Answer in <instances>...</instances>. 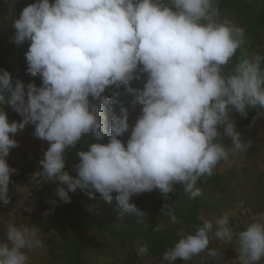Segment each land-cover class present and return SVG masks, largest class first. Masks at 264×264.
Masks as SVG:
<instances>
[{
    "label": "clouds",
    "instance_id": "9594fccd",
    "mask_svg": "<svg viewBox=\"0 0 264 264\" xmlns=\"http://www.w3.org/2000/svg\"><path fill=\"white\" fill-rule=\"evenodd\" d=\"M219 16L217 0H35L24 7L13 21L12 40L30 42L27 73L42 84H13L11 73L0 70V99L10 93L9 103L22 117L9 122L0 111V201L10 203L17 170L6 158L18 147L15 134L29 124L49 144L39 174L63 185L56 195L65 203L77 188L108 202L115 193L123 212L142 217L145 212L130 202L134 195L158 189L167 200L182 184L190 199L199 196L198 181L229 158L218 140L220 127L233 139L232 151H243L232 116L247 117L250 106L264 109V56L244 59L225 74L245 30ZM142 74L143 88H133ZM110 86L126 88L142 106L126 144L120 137L130 129L128 109L104 95ZM87 136L94 142L77 152L73 177L65 170L66 152ZM166 208L171 223H178ZM229 218L225 212L215 223L204 219L194 234L182 235L164 252L161 264L205 250L217 258L220 253L209 249L210 233L225 243L235 238L240 264H260L264 214L238 233ZM39 248L36 229L14 216L0 239V264H28L27 253ZM147 253V245L138 248L139 256Z\"/></svg>",
    "mask_w": 264,
    "mask_h": 264
},
{
    "label": "rangeland",
    "instance_id": "374dc122",
    "mask_svg": "<svg viewBox=\"0 0 264 264\" xmlns=\"http://www.w3.org/2000/svg\"><path fill=\"white\" fill-rule=\"evenodd\" d=\"M221 1L217 0L220 10L219 19L221 21L229 20L245 30L244 43L234 56L247 52H250L251 58L256 54L262 55L264 34L256 33L246 17L241 15L234 5L228 9H221ZM244 1L249 5V10L252 13L261 9L260 0ZM34 2L35 0H15L13 4L12 0H0V55L10 57L15 48L20 46L12 40L15 32L12 24L14 19L19 18L23 8ZM146 79L132 87L143 88ZM122 92L112 99L119 102L121 100L123 106L128 109L130 129L123 137H120L126 144L130 137L131 127L134 126L141 114L142 106L133 103L134 93L128 90ZM114 109L119 115V104L114 105ZM21 119L13 121L18 122ZM232 119L237 124L239 122L238 113H234ZM34 127L29 124L25 129L15 134L14 139L17 140L18 147L13 148L6 158L8 164L23 176L9 186L10 203L5 205L0 201V239L4 237L7 224L15 216L18 222L22 219L29 227H34L38 238L43 242V248L27 253L28 264H70L62 263L64 259L57 262L54 258L65 251L62 247V240L66 235L67 226L75 220L74 209H68L67 203L61 201L56 195L57 187L63 185L57 181H48L44 175L39 174L43 171L40 161L49 144L33 135ZM219 131L221 136L218 137V140L228 149L229 158L214 169L220 178V185L209 186L198 181L197 187L201 189V194L197 196L200 216L196 221L201 223L204 219H208L215 223L216 219L227 212L230 214L229 226L234 233H238L258 219L261 214H264V120L252 124L244 132H239L241 141L245 145L243 151H232L233 139L224 134L223 127H220ZM105 139V143H107V137ZM73 150L69 149L66 152L65 170L70 175H72ZM176 185L185 189L182 184ZM75 194L76 191L70 192L69 196L72 198ZM184 210L185 206L182 204L174 210L178 221L181 220ZM195 231L196 229L191 230L186 224L178 227V235L181 236L194 234ZM80 232L88 233L84 228ZM209 235V249H216L220 253L217 258L209 257L205 250L190 260L178 259L175 264H240L235 238L232 243H225L215 238L211 233ZM87 250L88 252L84 253L86 264H161L162 259L155 255H144L143 257L136 255L132 258V252L135 253L137 249L132 248L129 244L121 243L119 240L116 241L107 234L104 241L96 246L88 247ZM260 264H264V259L260 261Z\"/></svg>",
    "mask_w": 264,
    "mask_h": 264
},
{
    "label": "trees",
    "instance_id": "16d2710c",
    "mask_svg": "<svg viewBox=\"0 0 264 264\" xmlns=\"http://www.w3.org/2000/svg\"><path fill=\"white\" fill-rule=\"evenodd\" d=\"M260 1L262 3L261 9L256 13H252L249 10V5L244 0H222L220 7L221 9H228L234 5L239 10V13L246 17L249 25L256 33L264 34V0ZM29 44L30 42H25L23 45L15 48L10 57L0 55V70H7L11 73L13 84H15L16 80H21L25 85L34 82L37 86H40L42 84L41 78L39 76L32 77L27 73L25 53L28 50ZM261 56H264V51ZM244 59H251L250 52L234 56L225 67V74H231L236 64ZM261 67L264 69V63H262ZM146 78L147 74H142L140 80L132 82V86ZM122 91L125 92L127 89L124 87L116 89L114 86H110L104 95L112 98L117 95L119 96ZM10 99V93H5L3 99H0V111L7 113L9 122L22 118L11 107L9 103ZM261 112H264V109L258 106H250L247 117H243L238 113L239 122L236 124L237 131L244 132L252 124L264 120V115L258 117V114ZM91 142H94L93 137L87 136L74 148L71 163L73 177L76 175L74 165L79 162L77 152L87 150L88 144ZM102 142L105 143L106 139ZM223 162L220 161L217 166ZM22 176L23 174L13 173L10 185L20 180ZM199 182L209 186L221 184L220 178L215 172L210 177H202ZM174 188L175 190L168 194L170 199L167 200L164 199L163 194L158 189L134 195L130 202L135 203L139 209L145 212V215L142 217L123 212L115 193H113L111 202H108L99 193L92 197L85 190L77 188L76 194L67 203L68 209H74L73 216L75 220L67 226L66 235L62 240V247H64L65 251L54 259L57 262L64 259L62 263L86 264L84 253L88 252V247L96 246V244L104 241L106 234L116 241L119 240L121 243L129 244L132 248L137 249L135 253L132 252V258L136 255L139 256L138 248L143 245H147L148 247V253L145 256L155 255L162 257L164 252L168 248L173 247L181 238V235H178V227L186 224L191 230H195L202 224V222L196 221L198 216H200L199 206H197L198 198L190 199L189 194L181 186L174 185ZM165 204L170 205V209L173 212L177 209L178 205L182 204L185 206L178 226L171 223L170 217L167 214L169 209H164ZM158 227L160 230L156 231ZM83 228L88 233L84 234L80 232Z\"/></svg>",
    "mask_w": 264,
    "mask_h": 264
}]
</instances>
